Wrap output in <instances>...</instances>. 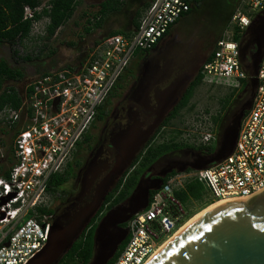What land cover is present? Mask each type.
<instances>
[{
	"label": "built area",
	"instance_id": "built-area-1",
	"mask_svg": "<svg viewBox=\"0 0 264 264\" xmlns=\"http://www.w3.org/2000/svg\"><path fill=\"white\" fill-rule=\"evenodd\" d=\"M43 6L34 11L25 7L24 20ZM189 10L190 0H152L131 33L100 40L77 67L37 77L21 92L19 108L0 111V129L11 134L7 159L0 146V264H28L46 247L55 221L50 177L67 170L136 51L151 50ZM263 14L264 0H241L201 68L202 85L234 91L248 82L241 45L248 28ZM48 23L47 18L33 21L24 42L45 38ZM256 78L251 107L231 154L202 170L175 173L154 190L147 207L125 224V243L111 264H147L186 223L188 202L182 203L175 192L192 180L203 185L204 197H211L212 204L245 200L264 190V52ZM197 129L198 146H213L211 124L201 122Z\"/></svg>",
	"mask_w": 264,
	"mask_h": 264
},
{
	"label": "rangeland",
	"instance_id": "rangeland-1",
	"mask_svg": "<svg viewBox=\"0 0 264 264\" xmlns=\"http://www.w3.org/2000/svg\"><path fill=\"white\" fill-rule=\"evenodd\" d=\"M40 1L45 4L48 0ZM77 1L78 5L72 18L61 26L51 39L46 40L43 37L41 40L34 42L26 41L22 45H17L15 47L18 53L17 57L13 55V52L8 45L0 44V60L5 61L9 67L18 69L24 74L23 79L14 82H7V86H12L20 92H23L25 88L42 72H53L60 68L79 66L86 60L88 52L93 47V44L102 37H105L107 30L124 26L131 29L132 25L129 22L134 16L135 11L141 9L142 5L149 0H122L124 5H122L121 10L117 13L110 14L102 29H95L93 26L95 18L99 16L97 14L99 5L105 0ZM240 2L241 0H203L193 6L187 17L178 21L177 24L170 29V33L165 38L164 43L160 44L158 48L163 52L160 58H166V60L173 59L174 64L168 66V68H172L169 79L183 78L182 74L192 73L197 67L201 66L206 56L213 51L216 40L222 35L231 13L235 11ZM260 20L261 17L251 25L252 28L250 30L248 29L241 45V60L245 70L251 61V57L246 61L243 59L245 44L253 40L254 29ZM120 31L123 32L124 30L121 29ZM26 55L30 56L31 61H24L21 59L22 56ZM249 79L250 76L248 75V82L246 81V83H243L241 89L234 91L228 87H209L206 85H200L195 90L187 109L182 110L179 116L176 119L171 120L168 125H161L162 128L154 141L151 142V146L171 144V142H174L177 144H185L187 145L186 148L199 150L200 147L197 142L199 130L197 128L201 125V122L207 121L212 126V132L215 138L213 144L215 147L214 151L207 157L208 160H212L217 152L215 149L218 148V143H220L222 139L223 129L231 122L234 115H237L242 105L249 99ZM120 82L121 81H119V83L117 82L118 84L115 85L116 87L114 86V89L111 91L106 102L98 109L100 119L94 121L89 134L91 133L92 135V133H94L99 136V138L109 137V129L113 121L111 116L109 117V113L112 111L116 103L121 100H117L116 98L122 87L121 83H124ZM203 125L204 124H202V126ZM101 130L102 135L99 133ZM10 137L11 134L6 132L3 134L0 129V141L2 143L3 141L4 143L6 142V144L0 143L1 149H3L2 153L5 154L6 159L9 157L8 151L11 142ZM84 147L85 145L77 149V152L70 163L71 165L76 157L82 159L85 164L87 158L83 157ZM179 149H183V147ZM107 151V155L111 161L114 152L110 147H107ZM141 151H144V149ZM172 151L159 157L153 166L157 169L163 167L166 161L170 160L173 156ZM2 163L3 160L0 159V165ZM84 164L80 168L81 171L84 168ZM179 173L180 172H178V174ZM182 173L187 174L188 172L184 171ZM79 174L80 171L77 170H75L74 173L66 174L67 181L61 188L62 193L57 192L55 200H53L55 219L62 213L63 204H65V206L67 205V194H71L69 198L71 197L72 199L77 194L80 180ZM117 179V177H113L111 184L105 189L104 195H107L112 191L117 183ZM131 193L132 191H130L129 196ZM129 196L126 198V201ZM126 201L119 203L118 206L124 207ZM102 202L103 199L100 200L98 209L89 219L81 222L78 235L73 242L79 238L90 220L95 217ZM209 202H211V197L208 195H206L201 201L189 200L188 204L184 206L189 212L186 222L193 219L198 213L207 209L209 207ZM176 231L177 230L170 234L169 237H171Z\"/></svg>",
	"mask_w": 264,
	"mask_h": 264
},
{
	"label": "flooded vegetation",
	"instance_id": "flooded-vegetation-1",
	"mask_svg": "<svg viewBox=\"0 0 264 264\" xmlns=\"http://www.w3.org/2000/svg\"><path fill=\"white\" fill-rule=\"evenodd\" d=\"M166 37L162 38L150 51L139 52L134 56L120 77L119 81L124 83L120 82L122 87L116 98L121 100L109 113V117L113 119L109 137L99 138L96 134L90 133V141L83 149V157L87 158L85 164L80 158L74 159L70 173H74L75 170L80 171L79 189L73 199L69 198L71 194L66 195L69 198L66 201L67 205L63 204L62 213L58 216L60 226L75 231L85 217L95 213L93 210L99 207L100 200H104L105 189L111 184L113 177H117L118 182L123 174L130 170L141 153L144 157L146 148L157 137L162 128L161 125L163 126L164 121L175 110L185 90L197 75L200 66L192 73L182 74L183 78L169 79L172 68L168 66L174 64L173 59L160 58L163 52L158 49ZM254 50L253 38L245 44L243 51L245 61L253 55ZM245 114L246 112L243 117ZM242 118L239 120L238 132ZM232 121H238L236 114L223 129L222 136L224 133L229 136L236 127V123ZM99 133L102 135V130ZM107 147L112 148L114 152L111 161L107 155ZM143 149L144 151H141ZM172 153L173 156L163 167L159 169L154 167L153 164L157 161L146 167L138 176L136 184L141 181L142 186H147L158 181L163 182L164 177L171 172L189 169L193 165H205L209 156L205 152L186 147L174 150ZM83 164L84 168L81 171ZM125 240L119 245L113 258L117 256Z\"/></svg>",
	"mask_w": 264,
	"mask_h": 264
},
{
	"label": "water",
	"instance_id": "water-1",
	"mask_svg": "<svg viewBox=\"0 0 264 264\" xmlns=\"http://www.w3.org/2000/svg\"><path fill=\"white\" fill-rule=\"evenodd\" d=\"M260 17L261 20L254 29L255 50L246 67L250 76L249 99L237 113L238 121H232L236 123V127L231 134H223L215 149V157L203 166H190V170H202L216 164L233 151L239 120L251 107L257 86V71L263 57L264 14ZM250 28L252 26L248 29ZM161 185L162 182L158 181L142 186L140 181L125 200L124 207L117 205L105 212L94 231L93 256L89 264H108L126 239L127 232L122 226L147 207L150 192L159 189ZM82 189L83 187L81 191ZM97 209L98 206L93 212ZM59 218L55 219L50 228L46 247L28 264H57L71 247L80 224L75 231H70L58 224ZM149 264H264V190L246 200L223 203L208 211L177 234Z\"/></svg>",
	"mask_w": 264,
	"mask_h": 264
},
{
	"label": "trees",
	"instance_id": "trees-1",
	"mask_svg": "<svg viewBox=\"0 0 264 264\" xmlns=\"http://www.w3.org/2000/svg\"><path fill=\"white\" fill-rule=\"evenodd\" d=\"M121 1L122 0H105L104 2H102L99 5V10L97 13L99 16L95 18L93 27L95 29H102L105 26L107 17L110 14L117 13L118 11L121 10L122 5H124L123 4L124 2ZM151 1L152 0L145 2L142 5L141 9H137L135 11L134 16L131 18V21L129 22L132 25L131 29H129V27L127 26L115 28V29L110 28L105 33V37H102L100 40L113 35L131 33L132 30L135 29L138 25V20L141 13L150 4ZM201 1L203 0H190V10L181 19L187 17L190 14L193 6L200 3ZM42 4L43 3L40 0H0V44L8 45L11 48L14 56L16 57L18 56L15 47L17 45H22L24 43V40L29 38L33 21H39L43 18H47L49 20V23L46 26V37H45L46 40H49L55 35L56 31L61 26H63L72 18L77 8L78 1L48 0L44 4L40 12L33 13L32 19L24 20L25 7H29L32 11H34ZM233 12L231 13L230 17L232 16ZM177 22L174 25H176ZM121 29H123L124 31L123 32L120 31ZM170 29L164 34L162 38L169 35ZM100 40H97L93 44V46L96 45ZM213 51H211L203 60L193 82L187 87L177 107L164 121L163 126L168 125L171 120L178 117L180 112L189 105L195 93V90L200 85H202L201 74H200L201 68L203 64L206 63L211 58ZM139 52H147V51H136L134 56H136ZM21 59L24 61H31V58L28 55L22 56ZM47 73H49V71L42 72L38 75V77L42 75H46ZM23 78H24V74L20 70L11 68L5 61L0 60V111L5 107H10L12 109L19 108L22 97L21 92L12 86H7L6 83L19 81ZM96 119L97 120L100 119L99 113H97ZM89 141H90V134L88 133L87 135L84 136L83 141L78 145V149L81 146L87 144ZM181 147H187V145L171 142V144H160L153 147L150 145L149 147H147L144 153L145 154L144 157L143 154L141 153L135 159L130 170H128L123 174V176L117 182V184L112 189V191L105 196L102 205L98 210V212L96 213L95 217L92 220H90L85 230L80 234L79 238L73 242L71 247L62 256V258L59 260L57 264H88L93 254L94 231L96 229L99 220L102 218L105 212H107L114 206H117L119 205V203L126 200V198L129 196L130 191H132V189L134 188L138 176L143 172V170L146 167L153 164L162 155L167 154L172 150H177ZM214 148H215L214 146H207V147H200L199 150L211 155L214 151ZM70 171H71V164L68 165L67 170L63 174L51 176L48 183V189L52 190L54 194H57V192L62 193L61 188L67 181L66 174L70 173ZM186 171L189 172L190 169H187ZM175 173L176 172H171L167 174L164 177L162 183H165L171 176L175 175ZM153 192L154 191L150 192L149 198L152 197ZM175 195L182 203H186L189 200L201 201L205 195V190L201 183H199L196 180H192L186 183L183 190L175 192ZM210 203L211 202H209V204ZM114 258L110 260L108 264H111Z\"/></svg>",
	"mask_w": 264,
	"mask_h": 264
},
{
	"label": "bare ground",
	"instance_id": "bare-ground-1",
	"mask_svg": "<svg viewBox=\"0 0 264 264\" xmlns=\"http://www.w3.org/2000/svg\"><path fill=\"white\" fill-rule=\"evenodd\" d=\"M142 54V53H141ZM74 165V164H73ZM246 200V199H245ZM242 201V200H241ZM234 202V201H232ZM223 203H215L209 204V207L207 209H205L204 211H202L201 213H198L193 219L189 220L188 222H186L184 225H182L181 228H179L171 237H169L167 240H165L160 247L157 249V251L154 253V255L149 259V261L147 262V264H149L158 254L159 252L165 247L167 246V244L177 235L179 234L182 230H184L186 228V226H188L189 224H191L193 221H195L196 219L200 218L201 216H203L204 214H206L208 211L214 209L216 206H219Z\"/></svg>",
	"mask_w": 264,
	"mask_h": 264
}]
</instances>
